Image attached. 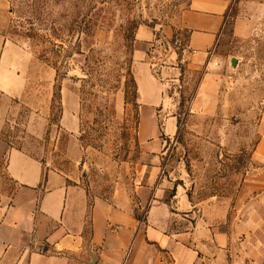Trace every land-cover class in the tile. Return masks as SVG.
Masks as SVG:
<instances>
[{"label": "rangeland", "instance_id": "obj_1", "mask_svg": "<svg viewBox=\"0 0 264 264\" xmlns=\"http://www.w3.org/2000/svg\"><path fill=\"white\" fill-rule=\"evenodd\" d=\"M190 2L0 0V105L12 113L7 136L94 196L130 190L146 164L138 140L137 32L155 30L172 43ZM220 51L225 60L212 109L203 98L197 105L202 74H186L170 51L151 62L166 67L159 83L178 114L162 152L168 187L194 203L232 207L264 135V65L233 67V44ZM13 83L19 96L9 94ZM65 113L74 129L62 126Z\"/></svg>", "mask_w": 264, "mask_h": 264}, {"label": "crops", "instance_id": "obj_2", "mask_svg": "<svg viewBox=\"0 0 264 264\" xmlns=\"http://www.w3.org/2000/svg\"><path fill=\"white\" fill-rule=\"evenodd\" d=\"M155 33L141 28L135 42L138 140L146 164L124 193L94 196L17 147L6 134L11 108L0 105V264H264V135L232 207L194 203L185 191H171L161 162L178 114L151 62L160 40ZM179 34L196 51L185 73L203 75L197 105L203 98L212 109L225 60L220 49L233 44L232 59L264 65V0H191ZM9 87L14 96L22 91ZM61 124L75 128L66 113Z\"/></svg>", "mask_w": 264, "mask_h": 264}, {"label": "built area", "instance_id": "obj_3", "mask_svg": "<svg viewBox=\"0 0 264 264\" xmlns=\"http://www.w3.org/2000/svg\"><path fill=\"white\" fill-rule=\"evenodd\" d=\"M168 51L176 55V61L179 65L184 66L188 62V57L195 54L196 51L189 47L187 42L181 37L174 38L172 43L167 42L164 38H160L159 43L151 50V57L154 59H161ZM158 64H153L155 73L160 75L161 68Z\"/></svg>", "mask_w": 264, "mask_h": 264}, {"label": "water", "instance_id": "obj_4", "mask_svg": "<svg viewBox=\"0 0 264 264\" xmlns=\"http://www.w3.org/2000/svg\"><path fill=\"white\" fill-rule=\"evenodd\" d=\"M237 59L236 58H233L232 60H231V63H232V65H233V67H236V65H237Z\"/></svg>", "mask_w": 264, "mask_h": 264}]
</instances>
